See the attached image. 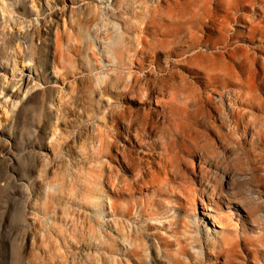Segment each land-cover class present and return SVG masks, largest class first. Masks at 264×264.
Segmentation results:
<instances>
[{
    "label": "rangeland",
    "instance_id": "1",
    "mask_svg": "<svg viewBox=\"0 0 264 264\" xmlns=\"http://www.w3.org/2000/svg\"><path fill=\"white\" fill-rule=\"evenodd\" d=\"M263 8L264 0H0V264H75L82 243L69 241L79 227L99 237L102 249L88 248L95 264L100 253L120 264L131 247L120 229L147 233L161 247L149 250L155 264L167 262V250L179 246L165 242L177 240L187 244L182 264H264V185L251 179L255 166L264 175ZM116 38L132 61L133 97L115 87L103 92L120 73ZM235 72L251 93L246 104L229 94L239 86ZM222 74H230L225 87ZM149 88L159 143L151 151L105 123L112 108L137 118ZM218 91L226 116L211 119L196 100L209 95L220 104ZM161 105L165 116L154 123ZM106 131L120 152L141 158L126 157L135 169L89 157ZM206 150L219 208L200 185L159 170L178 167L190 177L188 168L198 167ZM125 183L137 186L118 191ZM257 194L262 199L251 212L247 198ZM230 241L238 251L220 254Z\"/></svg>",
    "mask_w": 264,
    "mask_h": 264
},
{
    "label": "bare ground",
    "instance_id": "2",
    "mask_svg": "<svg viewBox=\"0 0 264 264\" xmlns=\"http://www.w3.org/2000/svg\"><path fill=\"white\" fill-rule=\"evenodd\" d=\"M262 11L264 14V8ZM113 42H114L113 51H115V53H116V56L114 59L117 63V66H119L120 73L116 75V78L112 81L111 86H109V87L105 86V88H103V90H104L103 92H107L112 87H115V88H117V90H118L117 93L119 95H127L128 97H133L134 94H136V89H137L138 83H137V80H135L134 78L133 79L131 78L132 61L130 59H125L123 57V49L125 48L124 40L121 38H116ZM210 59L215 60V57L211 55ZM22 66H24V64H22ZM233 77L235 78V80L237 81L238 84L239 83H245V78H243V76H241L240 73L235 72L233 74ZM221 79L222 80L220 81V83H222V85L225 87L227 81H229V79H230V74H222ZM28 80H30V77H28ZM96 82H97V84H101L103 82L102 77L97 76ZM42 85H43V83H41V81H38V83L36 84V86H42ZM239 86L232 88V89H229V94L234 93V95H235L234 101L235 102L241 101L240 103L246 104L245 99H248V96H250L251 93L249 91L245 90L241 84H239ZM160 88H161V90H163V87H160ZM218 95L220 96V100H222V102L220 104H217V102L209 95L205 99L199 95L198 99L196 100V103L198 104L199 109L204 110L206 113H208L209 116L211 117V119L212 118L215 119L213 116L215 114L217 116H221V115L226 116L225 103L223 101V91H218ZM143 97L145 100L142 103L143 104L142 111L139 112L137 118H133V115H132L133 113H131L132 112L131 110L127 111L121 107H119L118 109L112 108L105 114V116L108 115V117H109V119L105 123H108L114 129H120V130H118L119 134L116 137L126 140V139H128V136H127L128 134H133L136 143L139 144L141 148H143L144 144H147L148 145L147 149L151 151L153 149L158 148L159 143H158V141H156L157 139L155 138V135H154L155 134L154 131H156V128L154 125L153 126L150 125V122L152 121L149 117L151 112H149L148 107H147V105L151 104V102L154 100V97L152 96V94L150 92V88L147 89L146 91H144ZM242 97H244V98L242 99ZM155 101L158 103V100H155ZM162 102L164 103V101H162ZM166 108L167 107L165 105H161L162 110L156 113V121H154V123H157L160 121V119L164 118ZM233 111L235 112V109H233ZM121 123L124 125V127L122 126ZM121 126H122V128H121ZM149 128H150V130L148 131ZM231 131L232 132L236 131V125L234 124V121L231 123ZM125 132H127L128 134L126 135ZM225 136L227 137V135H225ZM158 138H160V137H158ZM97 139L98 140H96V142L98 141L97 143L99 145L97 147L94 145L95 146L94 149L92 147L93 150H91V152H92L91 154L89 153L90 154L89 157L93 156V158H94L95 157L94 155L97 154L96 156L100 155L101 156L100 158L107 157L111 161L117 162L121 166H126L130 170L135 169L137 167V165L135 166L134 164H132V162H129L126 160V157L131 158V155L126 154V153H122L119 151L118 143L115 142V140L113 139V137L111 135H109L108 131L103 132L100 136H98ZM259 139L262 142L263 136H261ZM252 141H253V137H252ZM96 142H95V144H96ZM161 143H163V142H161ZM93 144H94V141H93ZM89 151H87V152H89ZM206 152H207V150L200 155L199 161H198V167H197V165H193V163H191L190 167L188 168V170L190 169V177H187L186 174L184 173V171H182L178 167H175L174 169H168L167 170L166 167L164 168L161 166V169H159V170L161 171V173H164V174H169L170 172H172V173H174V175H176V177L180 176L181 178L188 179V181L191 182L192 184L200 185L201 186L200 191L202 192L203 198H205L209 203L213 204L216 208H219V206L221 204V197L218 198V195H217V189L216 188L218 186L215 182V176H216L215 170H212L211 165L209 163H207L209 153H206ZM210 158H212V157L210 156ZM131 160H136V161H138V164H140L141 158L140 157H132ZM99 163L101 164L100 165L101 167L105 166V161L101 160ZM123 178H124V175H123ZM251 179L253 182L262 183L264 185V175H262L259 172V169L256 166L252 169ZM124 180H127V178H125ZM150 181L155 182L156 180L153 178ZM147 182H148L147 180H143L144 184H147ZM209 184H211L210 188H212L210 191H208V188H207L209 186ZM135 186H137V184L125 183L123 185V187H120L118 189V191H120L122 189L131 190ZM244 191H245V194L248 192L247 189H244ZM258 199H262L260 194H257L256 197L247 198V207H249L251 212H254L258 208V203H259ZM119 232H120L119 236L121 237V240H123V241L128 240L130 245H131L130 248L126 247L125 253L121 254L120 258L118 259L120 264H123V263L124 264H126V263L127 264H155L154 260H153V255L151 257V260H148L149 250L153 252V251H155V248H156V252H157V250H160L161 247L156 246V244L153 241H151V239L149 238L147 233H144L141 230H136L135 236H133L131 231H130V233H125V232H123V229H120ZM208 233H209V231H208ZM72 234H73V236L72 235L71 236H72L73 242L69 241L70 246L71 245L73 246L75 239L78 243L79 242L82 243L80 246H78V247L76 246V248H78L77 253L75 250H73V252H72L73 255H74V253H76L75 254L76 255V257H75L76 261H74V262H76L75 264H85V263L86 264H95L96 263L94 261L95 255L92 252H89L88 248L91 247L94 249L98 246L100 249H102V246L100 244H97V246L95 244L96 240L99 238L97 233L95 231H93L91 228L86 230L85 228L79 227V233H77V230H76V232L72 233ZM64 236H66V235L64 234ZM61 237H63V235ZM66 238H68V237H66ZM66 238L65 237L63 238L64 242L67 241V240H65ZM194 239L198 240L199 238H198V236H196ZM84 242L86 243V245H88V247L85 245ZM177 242H174V241L165 242V244H167L166 245L167 248L171 247L173 245H177V244L179 246L178 249H176L175 253H173L172 250H167L166 256H165L167 258V262L165 264H182L183 263L180 257L184 253H188L187 244L183 245L181 240H177ZM67 243H68V241H67ZM160 244H161V242H160ZM68 246H69V244H68ZM59 250H62V249H59ZM59 250H57V251L59 252ZM86 250L88 251L87 252L88 255L85 257V254H86L85 251ZM106 250L112 252L111 248H106ZM57 251H56V254L58 253ZM232 251H235V252L238 251V242H236V241L224 242L222 245V249L219 250V253L222 255L223 254L226 255L227 253L232 252ZM47 252L49 253V251H47ZM50 252H51V249H50ZM64 252L65 251H63V253ZM46 253H44V254H46ZM53 253H55V252H53ZM62 254H59L61 258L63 257V255L65 253L63 255ZM67 254L69 256V251ZM51 255H49V256H51ZM55 255H53L51 257L53 258ZM59 255H57V256H59ZM46 257H47V254H46ZM46 257L44 258V260L46 259ZM51 257H50V259H51ZM70 257H72V256H69V260H68L69 262H70ZM54 258H56V257H54ZM64 258H67V257H63L61 260H63ZM47 259H49V257H47ZM47 259H46V261H47ZM72 259H74V258H72ZM216 259L218 260L219 257H216ZM64 260L66 261V259H64ZM50 261H52V260H50ZM54 261H55V259H54ZM97 261L99 262V264H111L110 261L108 260V257L102 253H100L99 257H97ZM54 263H56V262H54ZM58 263H60V262H58ZM67 263H65V264H67ZM222 264H226V261L223 262Z\"/></svg>",
    "mask_w": 264,
    "mask_h": 264
}]
</instances>
